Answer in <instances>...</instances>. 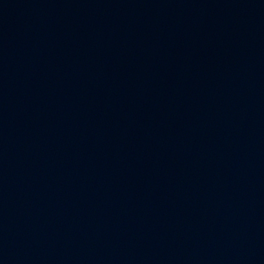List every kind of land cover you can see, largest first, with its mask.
I'll return each instance as SVG.
<instances>
[{"label": "water", "instance_id": "water-1", "mask_svg": "<svg viewBox=\"0 0 264 264\" xmlns=\"http://www.w3.org/2000/svg\"><path fill=\"white\" fill-rule=\"evenodd\" d=\"M0 264H264V88L186 0H0Z\"/></svg>", "mask_w": 264, "mask_h": 264}]
</instances>
